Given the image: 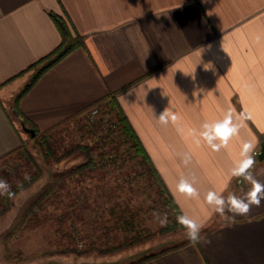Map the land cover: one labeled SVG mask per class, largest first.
Listing matches in <instances>:
<instances>
[{"label": "crops", "instance_id": "0c3cea01", "mask_svg": "<svg viewBox=\"0 0 264 264\" xmlns=\"http://www.w3.org/2000/svg\"><path fill=\"white\" fill-rule=\"evenodd\" d=\"M49 11L67 13L86 45L37 80L23 114L45 130L117 91L179 209L204 225L202 242L140 264H264V201L234 218L206 201L246 200L251 187L231 169L244 143L254 155L264 140V0H0V158L24 138L9 113L30 78L24 70L61 41ZM165 109L175 123H159ZM228 112L239 126L228 146L198 144L201 125ZM252 171L264 183V159ZM181 178H195L196 198L178 190Z\"/></svg>", "mask_w": 264, "mask_h": 264}, {"label": "rangeland", "instance_id": "374dc122", "mask_svg": "<svg viewBox=\"0 0 264 264\" xmlns=\"http://www.w3.org/2000/svg\"><path fill=\"white\" fill-rule=\"evenodd\" d=\"M34 69L26 71L29 77ZM94 108L98 110L94 123L80 116L53 132L47 156L39 136L24 131L21 120L14 117L25 148L0 159V178L13 187L35 171L34 162L42 174L17 192L4 212L5 196H0V264H131L189 241L185 229H167L154 218L153 213L159 212L170 220L155 184L141 173L111 112L101 105L90 109ZM84 145L94 155L95 165L72 179L66 177L56 193L34 204L56 175L86 161V153L77 148ZM102 151L106 153L99 157ZM122 210L125 219L134 216L132 222L126 224L120 217Z\"/></svg>", "mask_w": 264, "mask_h": 264}, {"label": "trees", "instance_id": "16d2710c", "mask_svg": "<svg viewBox=\"0 0 264 264\" xmlns=\"http://www.w3.org/2000/svg\"><path fill=\"white\" fill-rule=\"evenodd\" d=\"M49 14L54 21L56 27L58 28L60 34H61V41L60 43L47 55L41 57L36 62L29 65L24 72L27 70H30L32 68H35L33 73L31 74L29 80L26 82V84L22 87V89L12 98L9 108V113L12 118L17 117L20 120H23L26 124L28 123L30 126L34 127L36 130V136H39V142L42 145L43 149L47 153V155H50L51 145L49 143V140L51 139L53 132L60 127L63 124H66L68 122L77 120L80 116H82L83 112L90 109L93 106L101 105L104 108L107 109V111H110L113 118H114V125H116L119 135L126 141L129 145V148L133 150L134 156L138 158V162L141 165V173L146 175L149 180L152 181V184H155V191L157 192V199L159 203L166 207L168 210V213L170 215V220L167 224V229L170 230H176L178 228L184 229L181 225H179L176 222V216L182 214L181 210L179 209L176 201L174 200L173 196L171 195L170 191L168 190L166 184L164 183L158 169L154 165L149 153L147 152L145 146L143 145L139 135L133 128L128 116L124 112L123 108L121 107L120 103L117 99V91H110L108 92L104 97L96 101L94 104H92L90 107L74 114L66 119L60 121L59 123L51 126L48 129L40 130L35 123H33L28 117H26L23 112L20 109V101L22 97L32 88V86L37 82V80L52 66H54L57 62L62 60L64 57H66L68 54L73 52L79 47H85V37L81 35L80 33L76 32L74 28L72 27V24L70 23L69 17L67 13H64V15H61L55 11H49ZM100 127V126H99ZM264 142V140H263ZM24 144L23 140L19 147L12 150L11 152L4 155L2 158L9 157L12 153L16 151H23L24 150ZM83 152L86 153V161L82 164H80L77 167L72 168L67 173L56 175L54 182L52 185L40 195V197L34 202V204L40 203L45 197L49 196L53 192L58 191V187L62 185L65 182V178L68 177L69 179H72L79 175L80 173L84 172L91 166L95 165L96 159L94 155L92 154L90 148L87 145L79 146L77 147ZM105 151L100 152L99 157H103L105 155ZM257 160V157L255 158ZM34 168L35 171L31 173L30 179L25 180L24 178L20 183H22L23 187L18 188L17 185L12 187V190L14 192H19L20 190L26 188L27 186L31 185L33 182H35L38 178H40L42 174V170L40 165L37 162H34ZM225 200L228 198V196L224 197ZM4 204L5 209H8L10 202V199L5 196L4 197ZM124 210L120 212V217L124 218ZM128 218H132L129 219ZM127 219L124 218V221L126 224L129 222H132L134 216H129ZM214 225H209L204 230H210ZM190 241L186 242L185 244L174 246L165 250H162L158 253L146 255L142 257L139 260L133 261L131 264H140L141 262L148 260L150 258L156 257L162 253H165L169 250H173L176 248H180L186 244H188ZM128 242L119 243V245L113 246L111 248H107L103 251L112 250L121 246L126 245Z\"/></svg>", "mask_w": 264, "mask_h": 264}, {"label": "clouds", "instance_id": "9594fccd", "mask_svg": "<svg viewBox=\"0 0 264 264\" xmlns=\"http://www.w3.org/2000/svg\"><path fill=\"white\" fill-rule=\"evenodd\" d=\"M177 119L178 117L170 114L168 109H165L158 118L161 125H168L170 120L175 123ZM201 129L202 130L198 133L196 142L199 144L203 141L214 151H220L221 148H226L228 146L229 140L233 136L238 134L239 126L233 122L232 112H228L224 115L223 119L213 122L205 121L201 125ZM178 131L183 130L178 129ZM183 159L187 164L191 159L190 154L185 153ZM255 163L256 160L253 155V145L250 143H244L241 151V158L234 162V167L231 169V175L233 177H243V180L251 185L247 193V199L241 200L232 195L225 200L223 196L211 193L206 197V201L214 214H218L220 217L225 218H227V213H231L233 218L235 216H245L250 213L253 206L260 207L262 205V201H264V183L257 180L253 174L252 169L254 168ZM24 179L29 180L30 176L26 173ZM194 183L195 178H193L191 182L181 178L177 188L189 198H196L198 192L193 186ZM17 187L22 188V183L17 182ZM0 196H7L9 199L16 196V192L12 190V185L2 178H0ZM153 216L162 227L167 226V214L161 216L159 212H154ZM176 222L185 229L186 236L191 243L197 244L205 239L202 236V229L204 227L202 222H198L183 213L176 216Z\"/></svg>", "mask_w": 264, "mask_h": 264}, {"label": "water", "instance_id": "95a60500", "mask_svg": "<svg viewBox=\"0 0 264 264\" xmlns=\"http://www.w3.org/2000/svg\"><path fill=\"white\" fill-rule=\"evenodd\" d=\"M21 125L24 131L30 133V135L32 137H34L36 135V130L34 129V127L28 126L23 120H21ZM259 160H263L264 159V142L261 144V149L257 155Z\"/></svg>", "mask_w": 264, "mask_h": 264}, {"label": "built area", "instance_id": "2783aa9c", "mask_svg": "<svg viewBox=\"0 0 264 264\" xmlns=\"http://www.w3.org/2000/svg\"><path fill=\"white\" fill-rule=\"evenodd\" d=\"M97 112H98V110H96L95 108L94 109H88V110L83 112L82 116L85 117L89 122L94 123ZM259 151L255 150L254 155H258Z\"/></svg>", "mask_w": 264, "mask_h": 264}]
</instances>
